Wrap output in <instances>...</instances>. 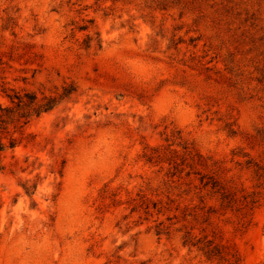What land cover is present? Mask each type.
I'll return each mask as SVG.
<instances>
[{
    "label": "clouds",
    "instance_id": "clouds-1",
    "mask_svg": "<svg viewBox=\"0 0 264 264\" xmlns=\"http://www.w3.org/2000/svg\"><path fill=\"white\" fill-rule=\"evenodd\" d=\"M202 2L185 0L193 11ZM142 3L0 0V252L16 254L25 243L32 245L25 251L33 259L19 264H89L79 256L88 244L100 254L93 264H215L192 243L212 225L191 217L173 221L158 241L144 244L151 220H143L139 211L125 216L139 183V178L127 180L132 158L165 145L176 148L173 130L190 140L202 131L193 117L180 119V110L190 101L175 83L174 74L183 65L174 60L169 65L161 14L153 12L149 18ZM52 8L57 12L47 11ZM82 24L87 26L84 31L79 30ZM52 25L56 34L49 39ZM20 39L44 54L35 75L36 65L9 59L18 56ZM130 59L142 61L143 71L132 74ZM6 90L16 91L19 102L10 101ZM191 147L190 164L210 167L211 145ZM195 152L201 153L199 159L193 158ZM144 177L151 181L148 191L155 198L165 186L163 170L149 167ZM69 189L72 211L66 206L61 211ZM114 202L124 203L114 208ZM97 205L110 215L106 227L94 230L88 222ZM73 233L69 252L65 241ZM35 239L38 245H33ZM223 264L232 261L226 258Z\"/></svg>",
    "mask_w": 264,
    "mask_h": 264
},
{
    "label": "rangeland",
    "instance_id": "rangeland-1",
    "mask_svg": "<svg viewBox=\"0 0 264 264\" xmlns=\"http://www.w3.org/2000/svg\"><path fill=\"white\" fill-rule=\"evenodd\" d=\"M140 7L147 9L149 18L153 12L161 14L164 24L162 31L167 38L165 48L170 57L168 63L171 66V61L174 60L183 65V70L174 74L177 77L176 86L184 89L190 97V101H185L188 107H182L180 110V119L193 117L195 127L202 129L200 135L191 140L180 135L179 130H173L171 143L176 144V148H170V145H165L163 149L154 148L151 154L141 152L130 161L132 171L127 173V180L139 178V183L135 186V195L128 201L135 203L131 208L125 209V216L128 212L135 214L139 211L143 214V220H151L143 236V243L148 244L153 239L158 241L167 233L157 234L156 226L159 221H164L165 225L170 226L173 221L185 220L181 217V210L185 205L200 203L193 192L183 193L182 190L186 187L184 184L179 185L180 182L191 180L199 183L196 175H186L192 145H211L208 148V158L212 164L206 167L207 170L214 171L220 167L219 174L222 177L233 178L248 191L262 189L257 186V180L253 176V166H248L246 161L264 164V4H261L260 0H203L193 11L187 8L185 0H143ZM47 11L56 13L57 9ZM12 22L15 24L14 20ZM86 27L82 24L79 30L84 31ZM47 33L49 39L54 38L55 25L47 29ZM15 35L13 33L14 38ZM132 42L135 43V38ZM16 46L20 48L18 56L14 59L10 55L9 59L13 60L14 64L22 62L26 66L36 65L33 68L35 75L44 54L33 52L35 45L23 39L18 40ZM154 59L159 60L158 57ZM128 64L134 75L143 71L142 61L138 59H130ZM19 70L25 71L24 68ZM20 81L23 83L24 77H20ZM165 81H170V78L165 76ZM259 129L263 133H260ZM164 140L168 141L169 137L165 136ZM195 154L201 155L195 152L193 158L198 157ZM185 158V164L182 165L181 162ZM175 164L184 167V170L172 175ZM157 165L159 167H156ZM149 167L154 168L156 172L163 170L162 179L165 186L155 198L153 193L148 191L151 181L145 182L144 177V172ZM168 196L174 199L171 209H164L159 213L152 202H166ZM146 202H150L149 208H146ZM209 202H215V199ZM120 203L124 202H114L112 206L119 208ZM178 204L180 209L177 210L175 207ZM65 206L69 212L72 211L73 193L70 189L67 192V203L62 205L61 211ZM91 212L94 215L88 222L89 228L99 230L108 225L110 214L106 209L101 211V205L91 209ZM166 212L170 214L165 215ZM174 214H177V218L167 219V216ZM158 216H163L164 219H151ZM210 221L212 223L208 224ZM243 221L239 211L217 210L203 224L206 227L212 225L206 233L209 237L233 244L238 249L242 264H264V260L260 259V250L264 249V197L253 214L245 218L246 222ZM112 226L115 227V224ZM75 235L76 233L69 235L65 241L69 252L74 247ZM39 243V239L33 241V245ZM30 246L32 245L25 243L16 254L11 250L0 252V264H19L21 260L33 259L25 251ZM79 256L89 264L100 258L92 244L83 247ZM71 258L69 256L70 260ZM205 258L210 262L215 261V264H223L218 260L208 259L206 256Z\"/></svg>",
    "mask_w": 264,
    "mask_h": 264
},
{
    "label": "trees",
    "instance_id": "trees-1",
    "mask_svg": "<svg viewBox=\"0 0 264 264\" xmlns=\"http://www.w3.org/2000/svg\"><path fill=\"white\" fill-rule=\"evenodd\" d=\"M21 91L23 90L21 89ZM5 94L10 101L15 98L17 103L19 102V95L16 91L6 90ZM24 95L28 96V93L24 92ZM7 114L8 112L6 111V115ZM259 130L260 133H263L261 129ZM262 138H264L263 135ZM195 155L198 156L195 159H199L200 155ZM185 160L186 158L182 160V165L185 164ZM246 163L248 166H253V176L257 180V186L262 188L261 190L248 191L243 184H238L233 178L226 179L222 177L219 174L220 167L214 171H210L203 165L198 167L199 165L190 164V162H188L187 166L189 167V170L186 172L187 177L194 174L197 176L199 183L196 184L191 180L189 182H180L179 185L184 184L186 187L182 190L183 193L185 192V194H189L190 192H193L195 196L199 198L200 203L192 206L185 205L181 210V217L183 219L191 217L192 220H199L203 223L208 221L211 218L212 213L217 212V210H236L242 213V218L244 219L243 223L246 222L245 218L248 215L251 216L253 214L254 209L260 204V200L264 197V164L252 160H247ZM173 168L174 171L172 175L181 173L184 170V167H179V165L176 164L173 165ZM212 199H215V202H209ZM173 201L174 199L168 196V201L166 202L159 200L152 203L153 207H155L160 213L164 209L170 210ZM146 204V208H149L150 202H146ZM175 209H180L179 204ZM172 218H177V214L167 216L168 220H171ZM211 223L212 222L210 221L208 224ZM156 227L157 234H161L168 231L169 225H165L164 221H159ZM185 236L190 238V233L186 232ZM184 242L187 243L189 241L188 239H185ZM192 243L199 244L201 250L208 259H215L219 262H223L227 258L232 261V264H242L241 255L233 244L216 241L215 238L209 237L207 234L200 237L198 240H193Z\"/></svg>",
    "mask_w": 264,
    "mask_h": 264
}]
</instances>
